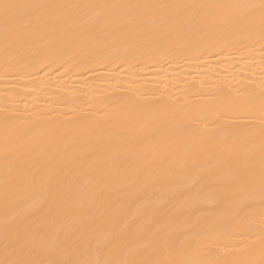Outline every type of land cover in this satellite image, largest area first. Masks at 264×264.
<instances>
[{"label":"bare ground","instance_id":"obj_1","mask_svg":"<svg viewBox=\"0 0 264 264\" xmlns=\"http://www.w3.org/2000/svg\"><path fill=\"white\" fill-rule=\"evenodd\" d=\"M12 2L79 5L71 16L98 22L85 34L61 27L53 38L50 28L23 35L0 19V259L19 236L29 247L43 239L47 250L35 259L68 258L75 244L77 258L104 261L129 239L132 247L148 245L142 226L151 224L191 245L162 248L155 259L259 261V15L241 28L219 22L223 9H165L137 32L127 21L142 10L110 17L108 9L85 7L259 0ZM172 101L179 111L162 118L159 105ZM109 206L119 211L109 216ZM113 220L123 231L98 247L101 233L114 232ZM210 228L220 244L211 250L202 240Z\"/></svg>","mask_w":264,"mask_h":264},{"label":"snow or ice","instance_id":"obj_2","mask_svg":"<svg viewBox=\"0 0 264 264\" xmlns=\"http://www.w3.org/2000/svg\"><path fill=\"white\" fill-rule=\"evenodd\" d=\"M79 5H64V4H19L12 2V0H0V19L3 20L5 29L21 33L23 35H30L38 29L50 28L55 38V33L61 27L71 28L76 25L82 29V34H85L88 27L98 22L97 16L83 21H79L68 12L70 9L79 8ZM85 7H101L110 10L108 15H116L115 10L118 9H139L142 10L139 14H135L127 21L132 24L137 32H143L145 26L149 23L151 17L157 12L165 9H185V8H218L225 10L219 17L221 24L236 25L241 28H247L249 22L259 15L261 20L260 37L262 47H264V0H259V3H236L228 5H157V4H143V5H100V6H85ZM115 23V21H114ZM159 99V98H158ZM177 102L172 101L170 104L161 103L158 107V114L163 118L164 116L175 115L179 109L176 107ZM126 107V105H122ZM261 113L264 115V94L261 98ZM264 123V121H262ZM261 140L264 143V128H261ZM241 149L243 145L240 146ZM75 163V162H72ZM248 195L241 194V204L248 199ZM260 199L262 210H264V169H262L260 177ZM163 203V201H161ZM250 206V205H249ZM118 209H111L105 207L104 212L109 216L113 212H118ZM245 209L240 207L238 214L244 212ZM262 228H264V219L261 221ZM112 227L114 232L101 233L99 236L98 247L106 246L113 235H119L123 230H117L115 220H113ZM144 235L150 234V243L142 247H132V240L129 239L122 246H114L109 250L110 255L114 258L106 259L104 261L86 260L76 257V245L73 244L71 250L67 251L68 258L59 261H45L41 259L32 258L34 254L38 253L40 248L47 250L43 239L40 241L39 247H29L27 238L10 239L5 245V258L0 259V264H177L175 261L159 260L153 258L157 253L168 249H176L179 247L181 250L190 247V242L187 239H181L180 236L172 232H167L163 227H156L152 231L153 225H144ZM237 229L241 231L248 230L241 224L236 225ZM202 240L205 247L211 250L213 247H220L219 233L214 229H209L203 234ZM51 245L53 249L58 247L57 241L52 240ZM62 251H66L61 248ZM243 250V249H242ZM261 259L256 260H199L191 259L183 261L182 264H264V232L261 234Z\"/></svg>","mask_w":264,"mask_h":264}]
</instances>
